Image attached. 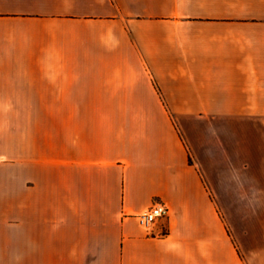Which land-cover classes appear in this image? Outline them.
Segmentation results:
<instances>
[{
  "label": "crops",
  "instance_id": "0c3cea01",
  "mask_svg": "<svg viewBox=\"0 0 264 264\" xmlns=\"http://www.w3.org/2000/svg\"><path fill=\"white\" fill-rule=\"evenodd\" d=\"M0 264H264V0H0Z\"/></svg>",
  "mask_w": 264,
  "mask_h": 264
},
{
  "label": "built area",
  "instance_id": "2783aa9c",
  "mask_svg": "<svg viewBox=\"0 0 264 264\" xmlns=\"http://www.w3.org/2000/svg\"><path fill=\"white\" fill-rule=\"evenodd\" d=\"M169 213L168 205L163 201H156L145 210L135 214L139 224L149 233L155 234L158 222Z\"/></svg>",
  "mask_w": 264,
  "mask_h": 264
}]
</instances>
